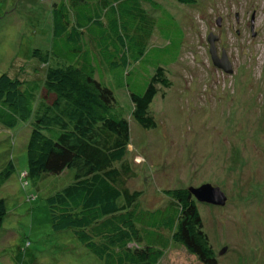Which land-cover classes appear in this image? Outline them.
I'll use <instances>...</instances> for the list:
<instances>
[{
    "label": "rangeland",
    "instance_id": "1",
    "mask_svg": "<svg viewBox=\"0 0 264 264\" xmlns=\"http://www.w3.org/2000/svg\"><path fill=\"white\" fill-rule=\"evenodd\" d=\"M159 3L168 14L157 16L144 5L149 22L131 43L126 86L114 91L130 128L124 158L132 176L125 185L140 192L138 204L145 209L166 205L168 188L218 187L224 205L195 201L216 264H264V0ZM49 13L48 0H0V74L42 80L44 66L31 51L50 45ZM210 32L231 73L213 65ZM157 67L169 85L156 84L148 107L155 126L145 129L131 120L128 91H142ZM30 121L13 128L0 124V172L9 162L14 166L0 185L7 208L0 226V264H103L72 230L51 227L46 198L72 180L73 169L27 176L22 188ZM29 194L35 199H26ZM157 264L201 263L169 242Z\"/></svg>",
    "mask_w": 264,
    "mask_h": 264
},
{
    "label": "trees",
    "instance_id": "2",
    "mask_svg": "<svg viewBox=\"0 0 264 264\" xmlns=\"http://www.w3.org/2000/svg\"><path fill=\"white\" fill-rule=\"evenodd\" d=\"M144 5L157 16L168 14L154 0H48L50 45L31 51L44 66L43 78L39 82L0 74V124L13 128L32 119L27 168L19 176L22 188L28 185L27 176L74 170L72 180L46 198L51 227L56 232L72 230L103 264H157L169 242L181 245L201 264H216L196 200L187 188L165 189L170 201L145 209L138 204L140 192L125 185L132 176L124 158L130 128L114 91L126 86L131 43L141 38L140 29L149 22ZM143 55L140 51L139 58ZM102 62L114 84L102 72ZM156 84L169 85L162 67L142 91H128L131 120L145 129L155 126L148 107L158 91ZM13 168L9 162L0 172V185ZM35 197L29 194L26 199ZM6 212L0 197V226Z\"/></svg>",
    "mask_w": 264,
    "mask_h": 264
},
{
    "label": "water",
    "instance_id": "3",
    "mask_svg": "<svg viewBox=\"0 0 264 264\" xmlns=\"http://www.w3.org/2000/svg\"><path fill=\"white\" fill-rule=\"evenodd\" d=\"M217 36L211 32L207 36V41L209 43V54L213 65L217 68L224 70L226 73H231L232 68L225 51L222 50L221 56L218 57L216 53L215 41ZM187 190L198 202L209 203L212 205H224L226 198L223 192L211 184H202L197 187L189 186Z\"/></svg>",
    "mask_w": 264,
    "mask_h": 264
},
{
    "label": "crops",
    "instance_id": "4",
    "mask_svg": "<svg viewBox=\"0 0 264 264\" xmlns=\"http://www.w3.org/2000/svg\"><path fill=\"white\" fill-rule=\"evenodd\" d=\"M154 1H156L157 3H159L161 0H154ZM160 4V3H159ZM161 5V4H160ZM161 8H164L162 5H161ZM165 9V8H164ZM166 10V9H165ZM101 65H106V63L104 64L103 62L101 63ZM107 66V65H106Z\"/></svg>",
    "mask_w": 264,
    "mask_h": 264
},
{
    "label": "flooded vegetation",
    "instance_id": "5",
    "mask_svg": "<svg viewBox=\"0 0 264 264\" xmlns=\"http://www.w3.org/2000/svg\"><path fill=\"white\" fill-rule=\"evenodd\" d=\"M221 51V50H220ZM220 55V54H219Z\"/></svg>",
    "mask_w": 264,
    "mask_h": 264
}]
</instances>
